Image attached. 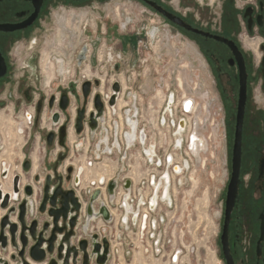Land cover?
<instances>
[{
	"label": "flooded vegetation",
	"instance_id": "obj_1",
	"mask_svg": "<svg viewBox=\"0 0 264 264\" xmlns=\"http://www.w3.org/2000/svg\"><path fill=\"white\" fill-rule=\"evenodd\" d=\"M169 38L185 41L186 65L199 60L216 89L202 112L203 119L195 123L207 140L200 151L208 159L204 173L218 179L213 217L216 255L222 264H264V0H0V154L13 131L19 140L23 136L25 122H19L18 116L25 115L30 124L29 140L40 132L32 146L33 151L38 148V163L46 166L44 173L33 171V152L17 165L12 177L16 197L3 192L11 198L6 208L0 199V224L14 207L11 221L21 227L19 207L26 200L25 221L28 225L38 222L37 234L49 223L45 232L49 238L55 226L48 213L50 197L58 192L60 207L61 196L69 195L79 207L74 212L78 216L73 226L69 224L72 213L66 221L60 218L64 229L56 231L55 250L69 235L73 245L85 241L88 264H109L115 232L109 183L100 177L98 185L105 184L106 191L105 185L84 191L82 173L77 172L82 166L81 153L92 142L97 152L102 145L109 151L113 142L121 147L114 138L116 126L110 108L123 110L129 142L140 140L139 127L149 123V115L163 112V104L150 110L152 105L148 106L142 87L136 95L130 90L132 85L125 90L123 84H135L140 75L133 57L141 63L146 48L156 44L162 50L164 39ZM176 50L179 53V48ZM122 96L124 108L119 106ZM175 97L174 93L172 105ZM189 100V120L194 123L195 99L184 98L180 105L186 108ZM180 127H187L186 118ZM152 146L146 148L150 161ZM104 155L99 153L97 158ZM31 172L32 178L26 182L24 173ZM15 175L19 177L16 187ZM92 197L93 214L88 218ZM103 205L111 220L95 215ZM6 231L10 237L9 226ZM104 238L108 252L105 263H100L97 253L90 256L91 245L93 240L99 243L100 255H104ZM81 258L83 253L78 264H83Z\"/></svg>",
	"mask_w": 264,
	"mask_h": 264
},
{
	"label": "rangeland",
	"instance_id": "obj_2",
	"mask_svg": "<svg viewBox=\"0 0 264 264\" xmlns=\"http://www.w3.org/2000/svg\"><path fill=\"white\" fill-rule=\"evenodd\" d=\"M155 45L156 44H153L152 48L151 46H149V48H146L144 50V58L141 60L142 61L141 63L140 61L138 62V57L136 56L133 57L134 58L133 63L136 64L135 69L140 70L139 71L140 75L135 84L133 82L131 83L126 82L123 85H125L124 89L126 86L132 85V88L130 90L133 94H136V95L140 94L141 88L139 87H142V90L146 92L144 94V97L148 101V106L150 105L160 106L163 104V111H165V109L169 106L167 99L169 98L170 94L175 93V95L177 96V99L178 97L181 96L182 89L181 87H179L175 77L178 78L181 68H183V66L187 64L186 62L187 59L184 57L185 53L187 54L186 43L184 40H181L178 42L175 38H169V39H164L162 50L161 49L158 50V48ZM173 47L179 48V53H177L179 54L178 59L175 58V55H174L176 54L177 48L174 49L173 51L172 49ZM156 50H158L157 51L158 53H155ZM195 58H198V57L195 55ZM144 59H147L146 62L143 61ZM175 60H179V64L177 68L175 65H173L172 66L173 68L170 71L169 67L176 62ZM139 64H141L142 66L141 68ZM192 67H193L192 69L193 75L196 78L199 75L200 80L203 81L204 85L210 89V94L212 95V98L215 97L216 89H215L214 83L209 77L208 72L201 66L200 61L199 60L194 61V64ZM154 68H157L158 71L156 72ZM161 75H163V77H165L166 80L161 81L160 83L159 80H160ZM160 89H162V91L166 94L167 99L164 102L163 100L161 101L158 95V92H159L158 90ZM123 100L125 101L124 97L122 98V102L124 103ZM121 108H124V105H122ZM171 108H172V105H171ZM117 110L118 112L123 111L122 109H117ZM118 116H119L118 113L111 116L113 118L112 119L113 122H116V124L114 125L116 126V131L120 132L123 129V132H125L127 128L125 124H122V120H119ZM170 116L171 115H169V117ZM194 116L195 115H192L193 120L195 119ZM122 117L124 121L125 115L123 112H122ZM165 117L166 118L168 117L166 113H165ZM186 117L188 116L186 115ZM18 121L22 123L23 121L24 122L26 121L25 123H23L24 134L23 136L21 134V136L19 137L20 138L19 140L18 135L16 134V131H13V135H12V138L10 139V143L3 147L4 150L2 153V154H5L4 156L5 160L3 161L7 162V166L8 164L10 165L11 171H13L14 173L16 171L15 168L17 167V165H20L22 163V161L25 158V155L27 156L26 158H29V154L32 152H33L32 153L33 156L36 155V150L38 148H36L35 151H33L34 147L32 146V144L34 142L35 134L36 135L40 134L39 130H37L35 134H33L29 140V136H28L29 128L27 127L28 122L26 120V116L19 115ZM118 121L120 125H118ZM114 126H111V127L113 128ZM114 143L115 142L110 143L109 145L111 146V148H113V154L112 155L105 154L104 157H109V161H106L107 164L108 163L110 164L109 168L112 167V163L113 165H116L115 166L116 176L117 178L122 179L123 177L125 178L126 175L131 174L130 168L127 165L126 159L125 160L121 159L120 161L117 162L119 158H122L125 155L126 148L123 147L122 145L120 148L119 146L115 147ZM38 147L41 149L43 147V144L41 143V145ZM86 147L87 145H85V148ZM102 147H104V145H102ZM164 149L162 152H160V155H162L164 159H165L166 153L167 154L174 153L173 146L169 147L168 148L169 150H166L167 147H165ZM141 150H142V147L141 145H138V144L131 147L130 153L134 154L131 161L133 164L136 163V166H138L140 162L138 163V159H135V158L138 152ZM183 151H186L184 146L182 150H180L179 152L180 158L186 157V155L183 154L184 153ZM83 153L85 156L84 155L82 156L85 158V160H88L90 157H92L94 161H97V150L95 149V142H92V146L90 147L88 153H85V151L84 152L82 151L81 154ZM141 165L144 166V164L142 163ZM212 168L213 166H211V169ZM18 169L21 170V167H18L17 170ZM45 171H46L45 164L43 163L41 164V162L38 163V168L36 169L35 172L44 173ZM186 172H184L181 175V179L183 180L185 189L189 192V194L185 196V201L187 202L186 204H188V207L186 205L184 206V201H183L184 197L181 196L177 209L174 206L167 209L168 212H172V213L176 210L175 216L178 220L179 225H178V230H177V236L173 235L172 233L174 231L175 224H173V226L168 229V233L164 235L163 237V243H164L163 257L160 258V256L158 255L156 256L158 258L154 257L155 259H153V255L145 252V249L142 248V250H138V248H135L137 246V243H136L137 235H134L135 238L133 237V239L130 240L129 238L126 237V234L124 233L126 231L124 230V227L121 225L122 223H118V224L116 223V225L112 224L113 226L115 225L114 226L115 232L113 234L114 238L112 242V245L114 246H112V256H111V261L109 262V264H166L164 262H167L169 264V256L171 254L172 249L175 246V245L173 246L171 243V239L173 238H177V241H176L177 244L181 248H183V252L181 253L180 262L178 264H222L216 255V251H215L216 249L213 244L214 231H215L214 230L215 223H214L213 217H214V213L217 208L216 202H215V195H216V191L218 187V179L212 178L210 176L204 177L201 179V183L199 184V187L193 190V185L189 181V177L191 173L190 172L186 173ZM32 174H33L32 172L24 173V176H23L24 180L26 182L29 181L32 178ZM100 174H103V173H100ZM0 175H1V170H0ZM98 176H99V173H97V175H93L91 179H96L98 178ZM87 183H88V178L85 177V180L82 186H85V184ZM179 185L180 183L178 184V186ZM192 190L193 192H191ZM166 225H168V221H165L164 223H162V226L160 224L159 229L164 228ZM134 249L137 250L135 254H134ZM14 255H16L15 258H13ZM0 256L7 258L9 261V264H17V262L21 261L20 257L18 256L17 249L11 243L6 249H3L0 246ZM159 259H162V260H159ZM172 264H175V263H172Z\"/></svg>",
	"mask_w": 264,
	"mask_h": 264
},
{
	"label": "built area",
	"instance_id": "obj_3",
	"mask_svg": "<svg viewBox=\"0 0 264 264\" xmlns=\"http://www.w3.org/2000/svg\"><path fill=\"white\" fill-rule=\"evenodd\" d=\"M159 81H164L163 77L160 78ZM165 100L166 97L163 102ZM151 107L152 109L150 110L155 111L159 108L158 105H152ZM153 107H155L156 109H154ZM173 108L174 115H172ZM176 109L178 110L177 112ZM189 112L190 111H187L185 108L181 107L179 97L177 99L176 96L172 108L170 107L169 112H166L168 119L165 117L164 111L161 113L157 111L156 117L153 115H149V123H147L146 126L141 125L139 127L140 140L132 142L128 141V128L125 123V117L123 121L118 116L119 119L122 120V124H125L127 128L125 132H123V129L120 132H117L115 129L114 132V135L116 133L120 135L114 138H119L121 145L126 148L125 155L117 160V162L121 159L127 160V165L130 168L131 174L127 175L125 178H117L115 173L116 168L113 163L112 167L109 168L110 164H107L106 162L109 161V157H103L102 159L97 158V161H94L92 157H90L87 160L88 165L92 166L93 169L107 167L108 171L106 173L99 174L98 178L96 179L90 178V180L88 178V183L85 184V186L81 187H84V191L92 192L95 187H103V185H105H98L100 177L106 178V185H108V183H110L112 180H116L118 185L114 190L115 197L109 205L110 211L114 216L113 223L115 225L116 223H122L121 225L126 231L124 233L130 240L134 237V235H137V246L135 248H138V250H142V248L145 249V252L153 255V259H155L154 257L158 255L160 256V258L163 257V237L166 233H168V229L172 227L173 224H175V228L172 233L173 235L177 236L179 224L175 216V211L172 213L168 212L167 209L173 206L177 209L181 196L184 197V206L186 205L188 207V204H186L187 202L185 201V196L188 195L189 192L185 189L183 180L181 179V175L186 171V173H191L189 181L193 185V190L199 187L202 178L208 176V171L204 173V166L208 160L206 156L204 154H201V152L199 153V155H195L189 153L188 151L189 142L187 141L186 135L191 130V128L195 126V122L191 123V121L189 120ZM169 115L171 116L169 117ZM186 115L188 117H186ZM184 118L187 119V127L181 128L180 125L181 122H183ZM132 119L134 120V118ZM175 122H177L179 125H175ZM114 124H116V122H114ZM28 125L30 124L28 123ZM118 125H120L119 121ZM110 131L112 133V129H110ZM180 133L183 135V141L181 146H177ZM136 144L141 145L142 147V150L139 151L136 155L138 163L140 162L138 166H136V163H132L131 160L134 154L130 153L131 147L135 146ZM151 145L154 146L155 151L152 161L149 160L148 154L146 153V148ZM172 146L174 147V153H166L164 159L163 156L160 155V152H162L165 147L169 148ZM183 146L186 149V151H183V154H185L186 157L180 158L179 152L180 150H182ZM89 149L90 147L89 145H87V147L85 148V153H88ZM112 150L113 148L109 149V151L107 150V152L106 147H102V149H100L97 154L103 153L106 155H112ZM186 162L188 163V165H186ZM141 163L144 164V166H142ZM5 172H7L8 174V171H3L2 175H4ZM99 173H102V171ZM193 173L197 174L196 177L199 179V182L196 185L194 184L195 180L192 176ZM136 175L138 176V178L136 177ZM6 176L7 175L3 176V178H5ZM82 180L83 182L81 185H83L85 180L84 175H82ZM128 180L132 184L127 188L126 183ZM179 183L181 186H178ZM106 185L104 186V191H106L107 189ZM79 186L80 185H78V187ZM193 190L191 192H193ZM153 199H155L154 202ZM152 204L154 205L152 206ZM145 221L147 224V228H143L144 224L142 222ZM165 221H168V225H166L162 229H159L160 224L162 226V223H164ZM141 224L142 227H140ZM176 241L177 238L171 239L172 245L175 246L169 256V264H172L174 262L178 264L180 262L183 248H181ZM136 251L137 250L134 249V254ZM164 263L168 264L167 262Z\"/></svg>",
	"mask_w": 264,
	"mask_h": 264
},
{
	"label": "water",
	"instance_id": "obj_4",
	"mask_svg": "<svg viewBox=\"0 0 264 264\" xmlns=\"http://www.w3.org/2000/svg\"><path fill=\"white\" fill-rule=\"evenodd\" d=\"M116 96L111 100V104H114ZM77 130L79 131V127L77 126ZM25 167H28V162L25 163ZM7 175V172L4 173L3 176ZM14 183L15 187L17 186L19 177L15 175ZM130 185V181H127L126 187L128 188ZM117 186V181L112 180L109 183L108 192L110 195V199L113 200L115 197V188ZM30 186L27 187V193H30ZM48 189V186L46 188V191ZM69 194L72 195L73 191L70 190ZM58 192L54 191L53 196L50 197L51 202V208H49L48 213L49 215L53 216L54 218V228L52 229L51 236L49 238L45 237V232L49 228V223H45L42 230L37 234V225L38 222L34 220L30 225L27 224L25 221V215L27 213V202L26 200L20 205L19 207V220L21 223V227L18 223H13L11 221V212L15 210V208H11L8 213L3 217L1 221V228H0V245L3 248H6L9 243H11L15 248L19 249V256L21 257V263L19 264H32V262H43L45 264H59V261H62L63 264H78V256L80 253H83V259L81 258V261L83 264H88V257L89 253H87L86 250V244L85 241H81L78 245H73L70 241V236L68 235L65 239H61L60 242L57 244V248L55 250V240L57 239L56 231H62L64 228L59 224V220L62 217L65 221L68 219L70 213H72L71 218L69 219V224L73 226V220L77 218V214H74V212L79 208L78 206H75L74 198L67 195H62L60 198V204L61 206H57L58 202ZM11 198L10 194H5L3 196V191L0 184V199H3V202L1 203V206L3 208H6L9 205V200ZM47 198V197H46ZM48 200V198H47ZM155 199H153L154 202ZM92 202L93 197L91 199V203L88 206V218L93 214L92 209ZM154 204H152L153 206ZM45 202L43 206L41 207V211H45ZM103 215L106 220H111L112 215L109 212V210L106 208V206H102L101 211L99 213H96L95 215ZM9 226V232L10 237L7 234L6 228ZM21 242V245L19 244V241ZM32 241V242H30ZM104 255H100V244L95 243L94 240L91 245V255H94L97 253L99 257L100 263H105L106 261V254L108 252V243L107 238H104ZM26 250L30 257L26 256ZM66 250V253L63 254V251ZM57 253V257L54 256V253ZM16 255L13 256L15 258ZM72 257V258H71ZM71 258V260H70ZM71 261V262H70ZM0 263L1 264H9V261L7 258L0 256ZM62 263V262H61ZM82 264V263H81Z\"/></svg>",
	"mask_w": 264,
	"mask_h": 264
},
{
	"label": "bare ground",
	"instance_id": "obj_5",
	"mask_svg": "<svg viewBox=\"0 0 264 264\" xmlns=\"http://www.w3.org/2000/svg\"><path fill=\"white\" fill-rule=\"evenodd\" d=\"M176 62L174 64H170L171 66L169 67V70L171 71V69L173 68L172 66L175 65L176 68L178 66V60H175ZM193 64H189V65H186V66H183V68H181L180 70V73H179V76L178 78L176 79L177 80V83L179 85V87H181L182 91H181V96H180V99L179 101L181 102L182 99L184 98H188V97H192L193 99H195V102H196V105H195V108H194V111H193V115H195V119L193 120V122L197 123L198 119L201 120L203 119L202 117V112H203V109H205V107H207V104H209V100L211 98V94H210V89L205 86L203 84V81L200 80V76L198 75L197 78L193 75ZM192 67V68H191ZM175 69V68H174ZM173 69V70H174ZM172 74V73H171ZM171 76V75H170ZM164 81L166 80L165 77H163ZM161 83V82H160ZM173 83V82H172ZM161 86V85H159ZM163 86V85H162ZM207 89H206V88ZM158 95L162 100H164V98L166 97V94L164 92H162V89L158 90ZM182 98V99H181ZM213 100V99H212ZM124 101V100H123ZM173 101V94H170V98H169V105L171 104V102ZM119 102V101H118ZM191 100H189V102L186 104V110H189L191 111L190 109V106L191 105ZM212 102V101H210ZM122 105H124V103L122 102V100L120 101V104L119 106L122 107ZM160 105V104H159ZM171 106V105H170ZM111 109V116H112V113H118V111L116 110V107L114 108H110ZM208 112V111H207ZM208 115H209V112H208ZM207 116V115H206ZM120 117L122 118L121 114H120ZM120 120V119H119ZM206 121V120H204ZM220 125V123H219ZM203 129V128H201ZM215 129V128H214ZM205 131V130H203ZM212 132V131H210ZM215 133V131H213ZM134 134V132H133ZM192 136V137H191ZM186 138H187V141L189 142V148H188V151L189 153H192V154H195V155H199L201 149L203 148H206V145H207V140H206V137L205 135L202 133V131L200 130V128L197 126V124L195 126H193V128H191V130L188 132V134L186 135ZM143 139V137H142ZM191 140H192V144H191ZM214 140V139H212ZM182 141H183V135L180 133L179 134V137H178V143H177V146H181L182 144ZM154 147L152 146V149ZM166 150H169L168 148ZM35 151V150H34ZM152 153L154 152L155 154V151L154 149L151 151ZM212 152V151H211ZM4 156L5 154H0V170H1V173L3 171H8V174L5 178H1L0 177V183L2 185V190L4 193L6 192H10L12 197L15 198L16 195L15 193L13 192V189H12V176L14 174L13 171L10 172V175H9V166H7V163L3 160L4 159ZM85 156V155H84ZM136 159V158H135ZM3 161V162H2ZM79 161V160H78ZM78 161L76 162L78 164ZM80 161L84 162L85 165H83V163L81 162L82 166H79L78 167V170L77 172L78 173H82V175L84 174V176L86 178H91L93 175H96L97 173L101 172L102 173H106L108 171V168L107 167H103V168H96L93 169L92 166H88L87 165V160H85L84 157H82L80 159ZM111 161V160H110ZM213 161V160H212ZM2 162V164H1ZM75 163V162H74ZM106 163V162H105ZM73 164V163H72ZM76 164V165H77ZM2 165V166H1ZM37 165H38V157L36 155H34V164H33V171L36 170L37 168ZM186 165H188V163L186 162ZM116 166V165H115ZM208 167V166H207ZM208 169V168H207ZM100 174V173H99ZM129 174V173H128ZM81 175V176H82ZM9 176V178H7ZM127 176V175H126ZM125 176V177H126ZM193 176V179L195 180L194 181V184L196 185L198 183V178L196 177L197 175H195V173L192 174ZM136 177L138 178V176L136 175ZM24 182V181H23ZM82 186V185H81ZM36 188V187H35ZM24 194V193H23ZM35 196V195H34ZM176 211V210H175ZM147 212V211H146ZM144 212V213H146ZM2 213L4 214L5 213V210L2 211ZM14 219L15 216H13ZM144 224L143 228H146L147 227V224H146V221L145 222H142ZM100 225V224H99ZM140 227H142V224L140 225ZM133 239V238H132ZM114 246V245H113ZM175 264H177L176 262H174ZM32 264H41V263H37V262H32Z\"/></svg>",
	"mask_w": 264,
	"mask_h": 264
},
{
	"label": "crops",
	"instance_id": "obj_6",
	"mask_svg": "<svg viewBox=\"0 0 264 264\" xmlns=\"http://www.w3.org/2000/svg\"><path fill=\"white\" fill-rule=\"evenodd\" d=\"M119 134H117V136H118ZM115 137H116V134H115ZM119 139V138H118Z\"/></svg>",
	"mask_w": 264,
	"mask_h": 264
}]
</instances>
